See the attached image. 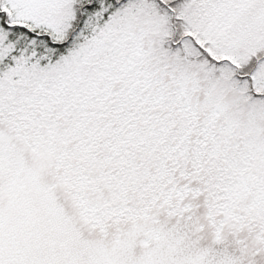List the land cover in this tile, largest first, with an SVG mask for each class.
<instances>
[{"label":"snow or ice","instance_id":"6c2138e0","mask_svg":"<svg viewBox=\"0 0 264 264\" xmlns=\"http://www.w3.org/2000/svg\"><path fill=\"white\" fill-rule=\"evenodd\" d=\"M0 264H264V0H0Z\"/></svg>","mask_w":264,"mask_h":264}]
</instances>
